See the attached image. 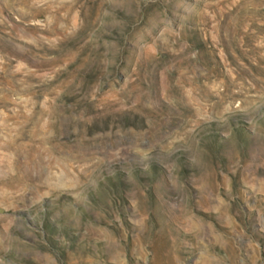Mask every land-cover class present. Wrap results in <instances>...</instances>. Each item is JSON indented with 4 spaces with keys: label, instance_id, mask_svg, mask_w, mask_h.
Masks as SVG:
<instances>
[{
    "label": "rangeland",
    "instance_id": "1",
    "mask_svg": "<svg viewBox=\"0 0 264 264\" xmlns=\"http://www.w3.org/2000/svg\"><path fill=\"white\" fill-rule=\"evenodd\" d=\"M0 264H264V0H0Z\"/></svg>",
    "mask_w": 264,
    "mask_h": 264
}]
</instances>
